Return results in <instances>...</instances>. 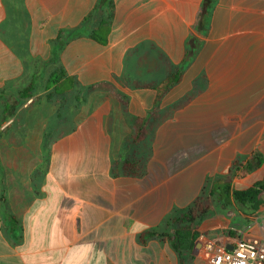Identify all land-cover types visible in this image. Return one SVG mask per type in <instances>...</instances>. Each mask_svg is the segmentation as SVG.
<instances>
[{
  "label": "crops",
  "instance_id": "1",
  "mask_svg": "<svg viewBox=\"0 0 264 264\" xmlns=\"http://www.w3.org/2000/svg\"><path fill=\"white\" fill-rule=\"evenodd\" d=\"M99 2L0 0L4 134L39 131L15 117L43 98L51 72L82 86L38 157H0V264H178L167 242L140 236L234 160L264 156V0H112L105 45L88 38ZM176 67L180 80L149 116L156 91L137 84H161ZM136 117L146 137L125 145ZM132 155L145 162L136 178L114 168ZM253 215L219 210L195 242L224 245ZM199 249L190 264H211Z\"/></svg>",
  "mask_w": 264,
  "mask_h": 264
},
{
  "label": "trees",
  "instance_id": "2",
  "mask_svg": "<svg viewBox=\"0 0 264 264\" xmlns=\"http://www.w3.org/2000/svg\"><path fill=\"white\" fill-rule=\"evenodd\" d=\"M100 7L104 8V12ZM112 0H100L94 9L96 16L95 28L91 29L88 38L100 45L107 43V34L109 32ZM87 21V20H85ZM83 21L82 23L84 24ZM80 27V26H79ZM181 68H172L166 79L158 85H142L139 87H150L156 91L154 107L149 112V116L154 114L156 107L163 95L175 85L181 77ZM77 82L71 76H67L64 70L57 69L51 72L47 78L44 90L50 91V96L64 98V95L73 91L77 87ZM32 86L20 92L21 97L28 98ZM146 118L136 117L132 119L134 131L124 139L125 145H132L144 141L146 137L145 124ZM3 117L0 116V125ZM260 167H264V156L254 152L249 158H238L234 160L226 173L207 180L200 194L194 201L182 210H174L164 221V228L149 230L140 236V241L147 238H156L161 242H167L169 247L176 254L178 264H190L192 260V251L195 240L199 236L197 228L206 218L217 213L219 210L228 211L232 204H235L239 213L244 216L256 213L262 202L261 195L264 194V179L254 182L250 187L244 190H231L230 181L233 178L242 179L253 173ZM114 168L123 176L136 178L145 171V162L143 157L132 155L114 163ZM115 169L114 174H118ZM230 236H235L236 232H228Z\"/></svg>",
  "mask_w": 264,
  "mask_h": 264
},
{
  "label": "rangeland",
  "instance_id": "3",
  "mask_svg": "<svg viewBox=\"0 0 264 264\" xmlns=\"http://www.w3.org/2000/svg\"><path fill=\"white\" fill-rule=\"evenodd\" d=\"M40 89V88H39ZM45 94L42 99L35 100L36 106L29 111H25L24 114L18 115L15 117L16 124H27L32 126V128H38L37 131H24L20 132L17 130L16 132L5 133L3 132V127L0 129V157H12V158H33L38 157L37 146L41 140L44 138L47 140H51L56 133H52V125L57 124V120L60 119L61 128L64 126L67 127L68 124V104L71 99H68L72 96V94L76 95L82 92V86L77 85L76 89L73 91H69L64 95V99L60 98L61 101H58L56 97L50 96V91L44 90ZM69 95V96H68ZM68 96V97H67ZM56 107V108H55ZM59 108V118L54 116ZM57 109V110H56ZM37 110V116H35V111ZM63 124V125H62ZM28 126L29 128H31ZM34 128V129H35ZM40 128L44 130V132L40 131ZM28 148V149H27ZM250 175V174H249ZM245 176L242 179L233 178L230 181L231 190H244L250 187L254 182L260 181L264 179V176L259 174H254L251 176ZM249 176V177H248ZM248 177V178H247ZM262 205L259 210L254 213L253 218L264 217V194L261 195L260 198ZM231 211L233 213H238L237 207L235 204H232ZM200 225V224H199Z\"/></svg>",
  "mask_w": 264,
  "mask_h": 264
},
{
  "label": "built area",
  "instance_id": "4",
  "mask_svg": "<svg viewBox=\"0 0 264 264\" xmlns=\"http://www.w3.org/2000/svg\"><path fill=\"white\" fill-rule=\"evenodd\" d=\"M199 250L211 264H264V217L254 220L224 245L201 239Z\"/></svg>",
  "mask_w": 264,
  "mask_h": 264
},
{
  "label": "water",
  "instance_id": "5",
  "mask_svg": "<svg viewBox=\"0 0 264 264\" xmlns=\"http://www.w3.org/2000/svg\"><path fill=\"white\" fill-rule=\"evenodd\" d=\"M200 243L199 242H195L194 245V250L197 249L199 247ZM228 249H231L230 247H227Z\"/></svg>",
  "mask_w": 264,
  "mask_h": 264
}]
</instances>
